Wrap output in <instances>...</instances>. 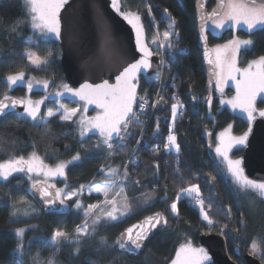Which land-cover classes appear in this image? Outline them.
I'll use <instances>...</instances> for the list:
<instances>
[{"label": "trees", "instance_id": "1", "mask_svg": "<svg viewBox=\"0 0 264 264\" xmlns=\"http://www.w3.org/2000/svg\"><path fill=\"white\" fill-rule=\"evenodd\" d=\"M212 3L213 0L210 5ZM193 4L194 0H121L122 9L134 11L140 16L147 38H153L156 28L173 33L170 36L172 46L164 49V75L167 90L176 92L186 109L182 116L176 118L174 125L179 153L166 150L163 146L166 126L162 133L153 135L150 124L134 152L139 136L135 124H129L127 134H122L123 144L117 146L111 140L113 145L109 149L94 134L81 137L76 122L61 120L60 113L49 117L46 124L42 121L36 124L14 114L0 120V160L29 150H34L50 163L62 158L80 157L79 161L67 166L64 178L57 180L60 188L76 195L68 199V207H64L60 214L47 213L39 208L38 214L10 220L9 208L17 201L16 198L33 199L24 176L13 175L4 182L0 181V264H15L17 254L13 250L20 242L25 250L22 257L24 264H48L49 260L53 264H169L182 245L199 246L201 235L219 231L224 232L229 254L234 260L238 262L231 251L233 242L239 245L242 254H253L252 245L255 242L258 254L253 255L264 264V256L260 255L264 254V198L256 192L245 191L240 195L222 166L210 161L206 155V129L218 131L233 123L234 133L238 134L244 130L245 123L227 108L220 109L214 92L211 94V105L205 103L208 92L201 69ZM206 34L210 46L227 41L233 35L250 37L253 45L239 51L241 67L264 56V27L253 30L239 28L235 33L230 29L220 36L210 32ZM27 50L49 62L43 68L32 66L25 56ZM60 52L57 39H42L32 29L31 16L26 12L23 0H0V99L21 97L26 91V87L21 85L9 88L5 80L8 75L22 72L49 78L53 82L65 80L60 68ZM154 85L150 77L141 78L137 95L152 93ZM231 91L228 88L225 97L231 96ZM41 93L31 91L32 96ZM193 97L198 99L193 100ZM263 104V100L258 101V105ZM58 105L73 109L77 107V102L48 100L42 106L40 117H45L44 108L57 109ZM208 109L211 116L207 114ZM133 153L137 157L135 165H126ZM218 168L223 170V175L217 171ZM109 169H117V173L110 174ZM213 177L216 179L213 180ZM114 178L121 183V193L125 203L131 205V214L116 222L99 223L95 232L79 244L63 241L49 247V241L57 230L68 233L71 239L78 226L87 222L91 227L98 214L95 211L87 218L84 213L90 205L99 204L101 197L87 195L84 190ZM190 185L199 186L204 200L203 209L212 223L200 218L195 204L188 205L183 198H178L181 189ZM232 192L238 197L237 202H234ZM148 197L151 199L145 204ZM77 200L80 208L73 205ZM173 202L177 203L176 213L171 211ZM156 211L167 217V230L149 239L139 256L130 257L119 252L115 242L121 231ZM22 228L25 229L23 238L17 237L15 230ZM77 248L79 252H76Z\"/></svg>", "mask_w": 264, "mask_h": 264}, {"label": "snow or ice", "instance_id": "2", "mask_svg": "<svg viewBox=\"0 0 264 264\" xmlns=\"http://www.w3.org/2000/svg\"><path fill=\"white\" fill-rule=\"evenodd\" d=\"M24 2L27 11L30 13L33 28L39 29L42 35L54 34L56 37L61 36V19L59 13L64 5L68 3V0H24ZM112 6L117 7V0H112ZM219 7L225 10L222 17L215 22V26L217 28H223L226 21H233L235 24H239L241 21H243L249 30L255 29L257 25H264V0H262V2L259 4L256 2V0H220ZM209 15L214 16L216 15V12L214 11ZM124 18L136 30V46L139 51L143 53L142 58L135 60V62L125 61L124 63H126L127 66L121 64L120 67L117 68L118 74L115 76V84H110L108 80H103V82L99 84H81L78 89H72L67 84H63L61 85L63 91H58L53 94L56 97H63L65 94H71L73 97H79L80 100L86 101L87 103L97 104L98 107L103 109L102 114L97 115L91 120L85 121L82 119L80 121L82 129L80 135L84 136L89 127L99 129L100 134L106 138L104 143L108 145L109 149H111L112 145L108 143V141L112 139L113 134H115V136L119 139L123 140L124 135H122V133L127 134L130 121L135 120L138 123H143L139 120V116L134 111L133 105L137 101L138 74L151 67L149 57L152 55V53L143 41V26L140 23V16L138 14H125ZM204 18V16H201V19ZM97 23L103 29L104 42L107 45L111 40V34L102 14L98 13ZM172 35L173 33L167 30L163 33L164 41L167 43L168 47L172 46L169 42V37ZM203 39L207 38L203 37ZM152 43L157 44L158 41L154 38ZM242 45H253V41L250 39H233L223 46H217L215 49L217 53L218 66H220L222 70L224 67H227L229 75H231L233 72H240V69L236 68V57ZM28 59L33 65L37 66L41 64H47L49 62L46 60L41 61L31 54H29ZM162 63L164 62L162 61ZM120 68H122V70H120ZM241 75L243 78L237 80L236 82L237 94L231 101H227V103L231 104L233 109L239 108L243 112H246L247 119L251 124V122L255 119L254 113L256 112L255 103L257 97L261 93H264V56L259 57L258 60L250 62L248 68L243 70ZM23 76L24 74L22 72L16 75H9L7 77V81L11 85H16L18 82L23 80ZM150 79L159 80L160 73L157 72L154 77H151ZM232 79H236L235 76H232ZM36 83H42L45 88L48 87V81H37ZM27 88L29 91L32 90V80L27 82ZM7 99L9 98L5 97V100ZM45 99H47V97H45ZM192 99L196 100L198 98L193 97ZM19 102L23 103L24 101L21 100ZM41 103H43V100L37 101L35 104L29 101L27 107L24 109V112L17 113V116H23L26 113L34 123L39 124L42 121L46 124L48 123L47 117L54 116L56 112L62 111L63 115H61L60 119L63 121H70L78 111L77 109H72L69 111L67 109L58 108L56 112H53L52 109H49L46 117H40L38 114L40 112L39 105ZM158 103L159 101H157L156 104H153L152 107H156ZM205 103L210 106L211 98H205ZM221 103L223 104L225 101H221ZM16 104V100H12L11 105L0 100V116L4 115L6 113V109H8L10 106L12 109H15ZM146 104V96L141 97L139 107L143 109ZM181 107L182 105H179L178 103H173L171 105L173 122L177 117L178 109ZM259 115L264 117V110L259 111ZM158 127L159 125L157 124V129ZM230 128L231 126H229L228 129H225L224 132L219 133V142L216 145L215 152L226 162V170L231 176V182L234 183L239 190H252L258 193L260 197L264 198V180H255L249 178V176L245 174L244 168L242 167V159L238 158L233 160L229 157V152L235 146L246 145L251 128H249L247 132L239 137H233L229 135ZM139 143L140 141H137V144ZM164 148L166 150L175 149L176 152L179 153L180 145L177 143V137L175 133L171 130L167 137V142L164 144ZM79 159V155L73 157V161ZM70 163H72V161H64L58 163L55 167H48L43 164L39 156H37L35 153H32L27 159L21 156L15 159H10L6 162H0V178L6 180L12 176L13 173L24 172L42 173L45 177H53L57 175L64 176L65 167ZM217 171L223 175V170L218 168ZM109 173L115 175L117 173V169H109ZM124 175L125 177L127 176L126 171ZM29 179H31L30 176ZM212 179L215 180L216 178L213 177ZM39 184V181L34 182L32 184V188L38 189L40 195L45 198V203L48 205H53L55 201L48 199L50 195L48 192V186L38 187ZM112 186V184H108L104 187H101L99 184H96L94 190L97 193L103 192L107 196ZM59 195L60 193L57 191L56 196L59 197ZM179 196H186L194 199L195 203L200 205L201 210H203L204 200L200 196L198 185H190L186 189H181L178 198ZM70 198L71 194L69 197H66V199ZM150 199L151 197L146 198L144 203L147 204ZM109 203L112 204V210L108 212H102L101 215L95 216V219L92 220L91 227L93 233L95 232V229L99 223L104 221H116L120 218V216L116 215L118 209L115 206V201L113 200ZM60 204H65V199H61ZM75 206L80 208V202L77 201ZM93 207L94 206L91 205L89 206V209L84 213L85 217L92 215ZM170 207L173 213L178 211L176 202H173ZM131 212V205L124 203L123 212L121 215L131 214ZM204 219L208 220L209 223H212L207 213L204 214ZM161 223L166 224L167 221L162 220L159 214L153 217H148L144 222V224L148 225L147 228H145L144 224L134 225L132 228H128L125 233H122L121 237L118 238L115 243L121 249H127L128 251L139 250L142 247L143 242L148 238L149 233H151L152 230ZM134 228L139 229L135 232V235H133ZM88 229L89 225L87 222H85L83 226L77 227L76 243L79 244L81 242V236H90L92 234ZM15 231L17 237H23L24 229H17ZM68 238V233L57 230L51 237V243L54 246L59 245L61 240L67 241ZM103 242L104 239L102 238V243ZM129 242L132 246H134V248L129 247ZM13 251L17 254L15 264H24L22 259L25 251L23 243H18L17 247ZM76 252H79V248L76 249ZM252 253L258 254V249L255 242L252 245ZM260 255L264 256V254ZM208 259L209 257L205 249H194L190 245H182L177 250L176 258L172 261V264H202V261ZM48 264H53V261L49 260ZM93 264H95V262H93Z\"/></svg>", "mask_w": 264, "mask_h": 264}, {"label": "water", "instance_id": "3", "mask_svg": "<svg viewBox=\"0 0 264 264\" xmlns=\"http://www.w3.org/2000/svg\"><path fill=\"white\" fill-rule=\"evenodd\" d=\"M194 0L193 19L196 27L197 43L201 58V69L205 78V87L209 98L216 90V68L213 62L212 46L208 44L207 32L215 36H220L226 28L219 34L206 29V26L218 19L225 9L219 7L220 0ZM259 4L262 0H256ZM216 15L210 16L213 12ZM102 14L108 29L110 30L111 40L106 45L104 42L103 29L97 23V15ZM61 19V36L58 37L60 45V68L65 81L71 86H80L84 83L99 84L103 80H111L118 74L117 68L121 64L127 66V62H135L140 57L137 49L134 31L131 25L115 11L112 7L111 0H68V3L60 10ZM204 16V19H201ZM264 27V26H262ZM239 29V28H238ZM242 29V28H241ZM237 30V29H236ZM246 30V29H245ZM211 61V63H210ZM151 67L148 69L146 76L149 77L159 70L158 57L153 55L150 58ZM122 70V68H120ZM9 99L1 98L0 100L11 105L12 100H16L15 109L11 106L6 109V113L0 116V120L10 114L22 113L26 107L25 101L18 96H10ZM23 100V103L19 101ZM213 132L207 130L205 132L206 146L205 151L207 158L213 163H217L218 158L212 147ZM242 165L245 174L251 179L264 180V117H258L254 120L247 145L242 154ZM39 186H48L40 182ZM50 193L48 199L55 201L53 205L45 203L38 189L30 188V196L38 205V207L47 213L60 214L64 211V206L60 204V200L56 196V190L52 186H48ZM232 197L237 202V196L232 192ZM159 214L162 220L167 223L157 225L155 229L149 233L148 238L143 242L139 250L128 251L121 249L116 244V249L130 257L141 255L146 245L152 237L159 232L167 230L168 219L160 211H156L145 215L137 221L127 225L120 233H125L128 228L134 225L144 224L146 218ZM145 228L148 225L144 224ZM139 229L133 231V235ZM117 238V239H118ZM199 246H201L210 257L212 264H239L234 260L228 251L226 237L223 233L203 234L199 237ZM129 247L134 248L129 242ZM233 255L238 259H242L244 264H263L259 258L251 253L240 251L238 246L233 249Z\"/></svg>", "mask_w": 264, "mask_h": 264}, {"label": "rangeland", "instance_id": "4", "mask_svg": "<svg viewBox=\"0 0 264 264\" xmlns=\"http://www.w3.org/2000/svg\"><path fill=\"white\" fill-rule=\"evenodd\" d=\"M120 1L121 0H117V7H113V8L123 18L125 16V14H137L134 11L122 9L121 2ZM23 3H24L26 12L30 15V13L26 9V5H25L24 0H23ZM111 4H112V0H111ZM222 15L218 19L214 20L212 23H210L209 25H207L206 26V29H208L209 31L213 32L214 34H219L222 30H224L226 28H232L234 30L233 31L234 33H235L236 29H238V28H242V29L249 30L247 28V25L243 21H241L239 24H235L233 21H226L223 28H217L215 26V22L217 20H219L222 17ZM31 26H32V22H31ZM262 26H264V25H257L256 28H259V27H262ZM32 29L35 30L37 32V35L40 38H42V39H51V38L58 39V37H56L54 34L42 35L40 33L39 29H35L33 27H32ZM156 29L154 30L153 38L150 39L147 42V45L149 46L150 49H152L153 47H155L158 51H163L165 48L168 47L167 46V43L164 41V37H163L164 31H160L158 28H156ZM134 30H135V28H134ZM135 33H136V30H135ZM143 37H144V35H143ZM154 38L158 41L157 44L152 43V41H153ZM233 39H239V40H249L250 39V40H252L250 37H245V36H242L241 37V36H238V35H233L231 39H229L227 41H224L222 43L215 44V45L212 46V52H213L212 59H213V62L215 64V68H216V72H215V76H216V84H215L216 90L214 91V94H216V96L218 98V101H219L218 104H219V108L220 109L227 108V110L231 114L236 115V116H239L244 121L247 122L248 121V119H247V113L246 112H243L239 108L233 109L232 105L229 104V103H227V101H231L236 96V94H237L236 82H237V80H240V79L243 78L242 75H241V73L243 72V70H245L246 68H248V65H249L250 62L255 61V60H258V58L250 61L244 67H241V66H239V62H238V55H239V53H238L237 54V57H236V68L240 69V72H233L231 75H229L228 74L227 67H224L223 70H222V68L220 66H218V64H217V53H216L215 49H216L217 46H223V45L227 44L229 41H231ZM169 42H170V37H169ZM158 45H162V46H158ZM250 46H243L242 45L240 50L245 49V48H248ZM153 51H155V50H153ZM29 54L33 55L36 58H38V57L36 56V54L32 50L25 51V56L27 58V61L32 66L43 68L46 65V64H41L39 66L33 65L31 63V61L28 59ZM38 59L41 60V61H45L44 59H40V58H38ZM46 61H48V60H46ZM253 70H255V69H253ZM12 75H16V74H12ZM8 76L5 77V80H6L7 84H8V86H9V88H13L15 85H11L7 81V77ZM232 76H235L236 79H232ZM29 80H32V82H33V88H32L31 91H35L36 90V91H42L43 93L39 94L38 96H32L31 91H29L28 88H27V82ZM37 81H41V82L42 81H48V87L45 88L42 83L37 84L36 83ZM108 82L110 84H115V82H112V81H108ZM63 84H67L72 89H78L80 87V86H71L65 80H58V81L53 82L49 78L36 77V76H34L32 74H24L23 80L21 82H18L16 85H21V86L26 87V91H25L24 95L21 96V98L25 101L26 107H27L29 101H31V102H33V104H35V102L42 101L43 100V103H41L39 105L40 111L42 109V106L48 100L67 99L69 101H75V102H77V107H75L73 109H77L78 111H77V114L75 116H73L72 120H74L76 122L77 127H78V132H79V135H80V132L82 130L81 129V125H80V121L82 119L85 120V121L91 120L92 118L96 117L97 115L102 114L103 109H101L100 107H98L97 104L87 103L86 101L80 100L79 97H73L71 94H65V96H63V97H56L55 95H53L54 93H56L58 91H63V89L61 87V85H63ZM228 88H230L232 90L231 91V96L225 97V92H226V90ZM8 97H10V96H8ZM45 97H47V99H45ZM210 98L212 99L211 96H210ZM259 100H263L264 101V93H261L257 97L256 103H255L256 112L254 113L255 118L261 117L259 115V111L264 110V104L263 105H258V101ZM221 101H225V103L222 104ZM134 105H135V103H134ZM58 108L67 109L69 111L72 110V109H68V108L62 107L61 105H58L57 109ZM57 109H52V110H53V112H56ZM48 110H49V108H44V115H45V117H46V114H47ZM58 113H60L61 115H63V112L62 111L61 112H56V114H58ZM38 115L40 116V112H39ZM15 116L18 117V118H21V119H25V120L32 121L31 118L28 117L26 113L23 116H17V114H15ZM48 118L49 117H47V119ZM72 120H70V121H72ZM130 123H132V121H130ZM229 126H231L229 135H231L233 137H239V136H241V135H243L245 133V132H242L240 134H235L234 133V130H233V128H234L233 127V123H229L228 125H226L222 129H219L216 132V136H215L214 140L212 141V147H213L214 150L216 148L217 143L219 142L218 141V135H219V133L224 132V130L225 129H228ZM88 134H94V135H96L97 138L101 142L106 139L104 136H102L100 134V130L99 129L90 128V127L88 128V131L85 132V135L84 136H81V135L80 136L81 137H85ZM115 137H116L115 134H113L112 139H114ZM111 140H109V141H111ZM238 147H240V145L235 146L233 149H236ZM172 150L173 151H176L175 149H172ZM32 153H35L37 156H39L40 159L42 160L43 164L45 166H48V167H55L58 163L64 162V161H72V163H75V162L79 161V160L73 161V157H70V158H62V159H59V160H57V161H55L53 163H50V162L45 161L34 150H29V151H27V152H25L23 154L18 155V156H15V157H12V158H8V159H4V160H0V162H6V161H8L10 159H15V158L21 157V156L27 159L30 156V154H32ZM218 157H219V159H218L219 164L222 166V168L226 171L227 175L231 179L230 174L226 170V162L223 160V158L221 156L218 155ZM229 157L231 159H233V160L240 158V156L238 154L231 153V151L229 152ZM72 163H70V164H72ZM70 164H67L66 165V167H65V173H66L67 166L70 165ZM122 173H123V171L120 174H118V178L122 175ZM18 174L24 176V178L28 182V192H30V188H31L32 184L34 182H36V181L43 182V183L47 184L48 186L54 187V189L56 190V193H57V191H59V193H60L59 197H57V198L59 200L65 199V204H63L65 208L68 207V199H66V197H69L70 194H71L72 198H75L76 197L75 193H71L70 191H68V190H66V189H64L62 187L60 188L58 186L57 180L63 179L65 175L64 176L57 175V176H53V177H45L42 173H36V172L27 173V172H24V173H13L12 176L13 175H18ZM29 176L31 177V179H29ZM9 178H7V179H9ZM6 180L3 179V178H0V181H2V182L6 181ZM108 184H112L113 186L109 190L107 196L103 192L97 193L94 190L96 184L95 185H92V186H89L88 188H86L84 190L85 191V194H87V195H98V196L101 197V201H100L99 204L92 205V206H94L92 208V213L96 211V214L101 215L102 212L111 211L112 210V204L109 203V202L114 200L115 201V206L118 209V211L116 212V215L120 216V218L118 220L123 219L128 214L121 215V213L123 212V205L125 203V197L121 193V190H122L121 187H120L121 183L118 182V179L117 178H114V179H112L110 181H107V182H104V183H100L99 185L101 187H104V186H106ZM81 192L83 193V190ZM244 192L245 191H241V190L238 189V193L240 195H243ZM247 192H254V191L248 190ZM193 195H195V194H193ZM180 197L183 198L184 200L186 199V196H180ZM16 199H17V201H15L13 204H11V206L9 208L10 209V220L23 219V218L30 217V216H33V215L39 213V210L40 209L35 204V202L33 200H30L28 198H20V197H18ZM77 201H79V200H77ZM77 201H75L73 203V205H76V202ZM237 201H238V197H237ZM196 209L198 211V214H199L200 218L202 220H204L206 223H209L208 220H205L204 219V214H205L204 209L201 210V206L200 205H196ZM118 220H116V221H118ZM116 221H107V222H116ZM22 229H24V228H22ZM88 230H89L90 233H92V227H89ZM24 231H25V229H24ZM213 233H224V232L223 231H219V232H213ZM23 236H24V233H23ZM90 236H81L80 237V241H82L84 238H89ZM20 238H23V237H20ZM76 239H77V237H76V232H75L74 233V236L70 240H67V241L66 240H61L60 243H62L63 241H66V242H73V241H75L76 242ZM186 245H190L194 249L202 248L201 246H195V245H192V244H186ZM49 247H55L51 243V240L49 241ZM176 252L174 254L173 259L171 260V262L169 264H172V261L176 258ZM208 257H209V255H208ZM209 261H210V257H209L208 260L202 261V264H206ZM239 264H242V262L239 263Z\"/></svg>", "mask_w": 264, "mask_h": 264}, {"label": "built area", "instance_id": "5", "mask_svg": "<svg viewBox=\"0 0 264 264\" xmlns=\"http://www.w3.org/2000/svg\"><path fill=\"white\" fill-rule=\"evenodd\" d=\"M162 61L164 62V59L160 60V69L158 70V73H160V79L159 80L153 79L154 84H155L154 91L152 93H143L141 95H138L137 101L135 102L134 111L139 116V120L143 122V123H138L135 120L132 121V124H135V126L138 127L139 136H138L137 141L143 140L144 134H146L147 129L149 128L150 124H152V132L159 130V129H162L163 131V128L168 124L169 118L172 115L171 105L173 103H178L179 105H182V107L178 109L177 118L182 116L186 112L185 107L181 103V97L176 92H169L166 88V85H165L166 79L164 75V63H162ZM145 96H146L147 104L142 109L139 107L140 98L145 97ZM157 101H159L157 106L152 107V105L156 104ZM168 101H169V104H168ZM167 105H168V109H167ZM167 113L169 114L167 115ZM157 124L159 125L158 129H157ZM166 129H167V135L162 141L163 146L167 142V137L169 135L170 130L174 132V128L168 129L166 127ZM110 144L113 145V143H110ZM121 144H123V140L117 139L115 141V145L118 146ZM138 146L139 144L136 143L134 152H136V150L138 149ZM107 148H109L108 145H107ZM135 158H137L136 154L133 153L130 159L127 161L126 165L134 166L135 161L137 160ZM185 202L188 205L196 204L195 200L192 198H186Z\"/></svg>", "mask_w": 264, "mask_h": 264}, {"label": "flooded vegetation", "instance_id": "6", "mask_svg": "<svg viewBox=\"0 0 264 264\" xmlns=\"http://www.w3.org/2000/svg\"><path fill=\"white\" fill-rule=\"evenodd\" d=\"M121 2V1H120ZM113 7V6H112ZM116 11V10H115ZM118 13V12H117ZM120 15V14H119ZM127 21V20H126ZM140 23H141V20H140ZM142 24V23H141ZM132 27V26H131ZM133 28V27H132ZM133 31H134V36H135V42H136V33H135V30H134V28H133ZM143 35H144V37H143V41H144V43H145V45L147 46V48L151 51V53H152V55L149 57V60H150V58L153 56V55H155V56H157L158 57V62H160V60L161 59H164V50L163 51H158L155 47H153L152 49H150L149 48V46L147 45V42L150 40L149 38H147L146 37V35H145V32H144V30H143ZM155 48V49H154ZM138 49V48H137ZM139 50V49H138ZM153 50H155V51H153ZM140 52V51H139ZM140 57H139V59L140 58H142V56H143V53H141L140 52ZM164 64H165V59H164ZM147 71H148V69L146 70V71H142L141 73H139L138 74V80H137V87H138V84H139V81H140V79L141 78H143V77H147V76H145L146 75V73H147ZM152 77H154V76H152ZM153 80V79H152ZM108 81H112V82H115V78H113V79H111V80H108ZM133 108H134V105H133ZM207 114L209 115V116H211L212 114H211V111L208 109V111H207ZM15 115V114H14ZM255 119H257V118H255ZM254 119V120H255ZM254 120L251 122V124L247 121H244V123H245V128H244V130L242 131V132H247L248 130H249V128H251L252 129V125H253V122H254ZM207 130H211L212 132H213V136H212V141L214 140V138H215V136H216V132L217 131H215V130H213V129H211V128H208V129H206L205 131H204V138H205V132L207 131ZM242 132H240V133H242ZM251 132V131H250ZM250 132H249V135H250ZM240 133H238V134H240ZM236 134V133H235ZM249 135H248V137H249ZM205 141H206V139H205ZM246 145H247V143H246ZM246 145H243V146H240V147H238V148H236V149H232L231 150V153H235V152H238V155L240 156V158L242 159V154H243V151H244V149H245V147H246ZM206 146V145H205ZM215 151V150H214ZM216 153V152H215ZM217 155V154H216ZM217 158L219 159V157H218V155H217ZM216 164H219V162L217 161V163ZM242 167H243V165H242ZM235 202V201H234ZM235 246H238L239 247V245L237 244V243H232L231 244V251H232V249L235 247ZM228 248V247H227ZM240 248V247H239ZM229 251V250H228ZM232 254H233V251H232ZM243 255V254H242ZM234 256V255H233ZM235 257V256H234ZM236 258V257H235ZM237 259V258H236ZM238 260V259H237ZM209 262H211V261H209ZM208 263V262H207ZM206 263V264H207ZM238 263H241V260L239 261L238 260ZM242 264H244L243 262H242Z\"/></svg>", "mask_w": 264, "mask_h": 264}, {"label": "bare ground", "instance_id": "7", "mask_svg": "<svg viewBox=\"0 0 264 264\" xmlns=\"http://www.w3.org/2000/svg\"><path fill=\"white\" fill-rule=\"evenodd\" d=\"M146 76V75H145Z\"/></svg>", "mask_w": 264, "mask_h": 264}]
</instances>
